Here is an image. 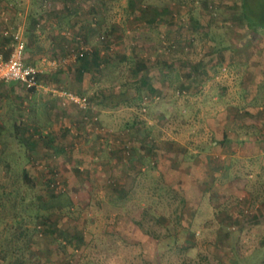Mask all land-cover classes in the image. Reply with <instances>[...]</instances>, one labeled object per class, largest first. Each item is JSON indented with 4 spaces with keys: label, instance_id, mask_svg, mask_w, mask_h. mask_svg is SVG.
<instances>
[{
    "label": "rangeland",
    "instance_id": "rangeland-1",
    "mask_svg": "<svg viewBox=\"0 0 264 264\" xmlns=\"http://www.w3.org/2000/svg\"><path fill=\"white\" fill-rule=\"evenodd\" d=\"M76 1L85 41L68 25L41 77L69 89L59 77L81 61L67 46L83 41L85 80L67 81H84L97 129L81 132L73 104L56 132L27 125L45 117L17 85L23 127L0 129V264H264V0H249L253 22L241 0ZM29 3L0 0V17Z\"/></svg>",
    "mask_w": 264,
    "mask_h": 264
},
{
    "label": "crops",
    "instance_id": "crops-1",
    "mask_svg": "<svg viewBox=\"0 0 264 264\" xmlns=\"http://www.w3.org/2000/svg\"><path fill=\"white\" fill-rule=\"evenodd\" d=\"M44 1L45 3L40 7L34 6L35 1L30 0V3L26 5L25 8H22L21 10H18L19 8H15L12 14L16 16V19H19V20L16 21L15 19L12 18V20L9 22L10 24L6 20L7 16L0 17V47L2 46V42L4 41V39L1 37L2 29L8 26V28L11 30V31L9 30L10 32L21 31L22 33L21 32L20 33L22 34L23 38L26 41L25 59L27 57L31 60V62H34L38 65L41 63L42 59L43 60L49 59V58L47 59V56H48L47 53L49 55L53 54L54 47L58 48V51L65 52V48H63V45H64V41L66 37H63L62 35L60 36V32L62 33V31L65 28H70V27H67L68 25H75L72 31L76 35H80L83 41H85V37L87 35L86 33L85 34L81 33V30L83 29V27H79L80 31L77 28V26H80L83 23V21L81 22V19L80 20L77 19L76 15L80 14V11H79L80 8L75 6L77 5L76 0H70L72 4L69 2V0H61L63 3H60V0H58V2H56V5L52 6V8L50 7L49 0H44ZM92 7L93 6L90 7L91 10H93ZM81 10L84 11L83 8ZM6 31L7 29H5L3 33ZM60 38L64 40L63 43L62 41H60ZM6 39H9V38L6 37ZM83 41L82 42L77 41L78 43L79 42L81 43L77 45L78 48L85 47L83 44ZM5 47H7V45ZM70 48L71 46H67L68 51H70ZM74 71L76 72L75 76H78V80H81V79L85 80L84 75L86 72H82L79 75V65H77V63L75 64ZM73 72L72 73L63 72L61 74L62 76L60 75L59 77L60 79L59 81L62 83L64 82L69 87V89L75 92H79L78 90L82 91V89L85 88L84 81L81 82V86L78 85L79 83L77 82L69 84V82L67 81L68 79L67 75L71 76L73 75ZM10 82L0 83V96L2 94L3 95L6 94L8 97L12 98L11 104L8 105L7 107L4 104L3 105L0 104V129L5 126L10 125L11 118L13 119L11 122V127L16 126L18 124L21 125L20 128L23 127V124L19 120V119H22V115H20V113L19 115H16L17 114L16 107H18L17 105L18 98L23 97L17 91V85L19 84V86H22V87L23 85H21L19 82H16V84H9ZM48 85L50 86V84ZM34 92L36 93L30 94L28 98H26L25 96L23 97L24 103H27L28 102L27 100H31L32 104L36 102L35 106L32 108L33 109L32 111L35 112L34 115H36V117H38V115H42V116L44 115L45 123L38 124L36 118L27 116L28 118L25 119V121L27 122L26 124L29 126L36 125L37 127H40L41 125H43L44 127H47L46 128L47 130H49V126L52 125L51 131L55 130L56 132L58 122H60V119L62 118V116L69 118V119L72 117L69 112L72 106H68L70 103L62 104L61 99L58 96L53 95V93L50 92L49 90H46L43 92L42 91H34ZM63 106H66V107H63ZM30 118L34 120L32 119L30 120ZM14 123H17V124L15 125ZM73 123H74L73 125L77 126L75 122ZM77 123H79V126H82L83 129L81 130V132L83 133L85 131L90 130L96 122H93L91 120H84L83 112H81L79 122ZM20 128H18L19 129L18 131H20ZM95 128L97 129V127L94 126V129ZM16 133L17 132H15L14 134ZM29 134L34 135V133H30V132ZM18 135L20 136V134ZM47 136L50 138L49 135ZM169 154H170L169 156L174 155V153L171 152V150L169 151Z\"/></svg>",
    "mask_w": 264,
    "mask_h": 264
},
{
    "label": "built area",
    "instance_id": "built-area-1",
    "mask_svg": "<svg viewBox=\"0 0 264 264\" xmlns=\"http://www.w3.org/2000/svg\"><path fill=\"white\" fill-rule=\"evenodd\" d=\"M4 35H8V32H4ZM11 44L9 53L6 57L0 53V83H7L10 81L19 82L27 90L31 91H46L49 90L53 95L58 96L61 99L62 104H73L77 106L81 112H83L84 120H91L96 122L98 117L94 111L92 102L88 97L78 92L62 88L52 87L45 84L41 77L44 69L41 67L43 64H47L49 67H56L58 61L55 59L41 60V65L36 63L27 62L25 60V48L26 41L19 31H16L10 35ZM84 47L75 49L70 48L73 59L81 57L83 55ZM65 62L67 60H60ZM53 187L54 184H51Z\"/></svg>",
    "mask_w": 264,
    "mask_h": 264
},
{
    "label": "trees",
    "instance_id": "trees-1",
    "mask_svg": "<svg viewBox=\"0 0 264 264\" xmlns=\"http://www.w3.org/2000/svg\"><path fill=\"white\" fill-rule=\"evenodd\" d=\"M241 2H239V4H238L239 11H240V13L242 12L244 14V17L245 18L249 19L248 18L249 17L248 16L249 14H247L248 11H249L248 10L249 9V0H241ZM153 10H154V14L151 17H152V19H155L159 15V10H158L157 6H156V8H153ZM145 11H148V7L145 8ZM146 13L147 12H145V14ZM249 20H250V22H253L254 21L251 18ZM72 47L75 48V46H72L71 45V48ZM78 59H79V62L81 61L79 63V75H80V73L87 72L88 71V69H89V60H88V57L86 56V53L84 51H83V55L81 57H78ZM141 66H142V68H145V65L144 64H141ZM140 69L141 68H139V70ZM188 71H190V70H188ZM189 76L190 75H187L186 83H189V80H190V79H188V78H190ZM151 82L152 81H151L150 75H148V76L144 75L143 78H142V80L140 81V84H142L143 86H146L147 87L146 88L147 89L146 90V92H147L146 94H148L149 96L156 91V86H154L153 83H151ZM227 140L229 141V137L227 135L223 134L222 138L217 143L218 144H222V143L226 142ZM24 177L26 178V180H29L27 178V175L26 174H24Z\"/></svg>",
    "mask_w": 264,
    "mask_h": 264
}]
</instances>
